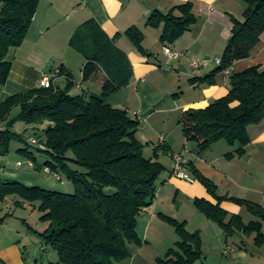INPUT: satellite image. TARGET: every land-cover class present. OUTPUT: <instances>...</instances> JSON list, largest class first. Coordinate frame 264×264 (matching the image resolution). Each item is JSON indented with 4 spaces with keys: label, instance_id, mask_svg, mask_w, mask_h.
<instances>
[{
    "label": "trees",
    "instance_id": "1",
    "mask_svg": "<svg viewBox=\"0 0 264 264\" xmlns=\"http://www.w3.org/2000/svg\"><path fill=\"white\" fill-rule=\"evenodd\" d=\"M41 0H0V83L9 78L12 62L6 59L12 46L22 44L27 36ZM242 19L233 17L232 35L219 66L200 83L213 84L215 77L230 69L238 60L251 56L264 33V0H245ZM194 3L172 7L167 12L155 10L146 21L147 26L163 27L160 40L174 43L196 23ZM145 55L144 33L132 26L124 33ZM72 47L85 55L84 78L88 79L98 67L107 78L101 94L71 93L75 87L73 76L62 67L68 84L34 87L14 94L0 102V156L7 155L11 141H24L23 132L15 131L18 122L34 128L44 125L38 140L52 161L45 163L52 171L62 170L75 184L74 193L28 185L19 180L0 178V202L9 195L24 201L39 202L44 212L42 220L48 228L42 233L57 250L58 260L49 264H115L131 256L129 244H141L138 219L142 211L156 198L159 179L166 166L158 159V148L150 158L145 156L147 143L139 137V119L127 109L114 107L109 96L129 85L133 66L126 52L116 45V38L108 36L100 25L90 19L81 24L71 38ZM230 90L205 108H190L180 119L187 140L199 143L205 150L218 141L236 146L231 158L244 155L251 142L249 127L264 121V65L257 64L230 75ZM15 107L17 116L10 118ZM29 147L19 152L32 158ZM165 151V150H164ZM72 155L69 156L68 153ZM74 165L86 168L81 171ZM197 178L216 197L218 203L195 198L197 208L218 223L229 236L235 233L256 234L258 245L264 243V207L241 198L219 196L216 185L196 171ZM61 177V176H60ZM111 189V190H108ZM231 200L245 205L259 220L245 223L240 215H229L221 201ZM24 201H19L23 205ZM162 218L176 227L179 240L170 248L161 264H206L199 231L189 232L186 221L169 215Z\"/></svg>",
    "mask_w": 264,
    "mask_h": 264
},
{
    "label": "crops",
    "instance_id": "2",
    "mask_svg": "<svg viewBox=\"0 0 264 264\" xmlns=\"http://www.w3.org/2000/svg\"><path fill=\"white\" fill-rule=\"evenodd\" d=\"M187 1L194 3L196 23L176 42L164 44L160 40L163 27L147 26L148 17L155 10L167 12ZM243 2L41 0L26 38L21 45L10 47L7 53L6 59L12 62V69L7 82L0 83V102L40 86L46 76L55 85L65 87L68 84L67 78L56 72L63 67L66 73L73 76L76 84L74 88L89 95L101 94L107 78L106 71L98 67L91 77L85 79L87 59L71 46L70 41L77 28L90 19H94L108 36L116 38V45L126 52L134 73L129 85L112 93L108 102L115 107L127 109L133 117L139 119L140 139L147 143L146 148L151 143L154 153L160 147L158 159L166 166L159 179L156 198L142 211L138 224L140 220H148L144 233L146 237L161 214L184 217L186 229L201 234L206 264H264V243H256L255 233H235L229 236L194 203L195 198L218 203L216 197L197 178V171L216 185L219 196L241 198L264 207V121L249 127L251 142L246 146L244 155L236 154L231 158L227 157V153L234 152L237 145L232 146L221 140L201 150L197 141L186 139L180 124L186 110L205 108L228 94L232 73L253 65H264L263 33L251 56L236 61L230 69L219 73L213 84L197 81L219 66L216 59L222 57L232 35L233 17H243L246 8ZM132 26L143 31V46L151 55L140 53L124 34ZM166 46L178 56L166 53ZM196 59L202 61L199 66L192 65ZM5 126L6 122L0 124V128ZM163 154L169 156L168 166L161 159ZM175 154L181 156L191 180L173 174ZM33 162L30 161L31 166L41 168ZM47 171L52 170L48 167ZM220 205L230 216H242L245 223L260 219L247 206L234 201L226 199ZM247 212L255 219L250 218L247 222L246 217H250ZM21 241L15 236H0V264H33L36 257L29 258V251L25 250ZM50 259L47 264L57 261L58 254L56 259Z\"/></svg>",
    "mask_w": 264,
    "mask_h": 264
},
{
    "label": "rangeland",
    "instance_id": "3",
    "mask_svg": "<svg viewBox=\"0 0 264 264\" xmlns=\"http://www.w3.org/2000/svg\"><path fill=\"white\" fill-rule=\"evenodd\" d=\"M243 3L246 4L245 0ZM71 93L77 95L82 92L73 88ZM19 112L20 108L15 107L10 114V118L17 116ZM44 128V125L32 128L26 126L23 122L16 124L15 131L23 132L24 141L13 139L10 152L7 155L0 156V178L4 181L19 180L28 185H39L50 190L74 193L76 187L73 181L61 169L57 171L61 179L55 175L54 171H47L48 166L45 163L52 161L53 157L45 151L38 150L39 145L33 144L31 141L32 138L39 140L43 136ZM25 147H29V151L34 153L32 155L34 158L19 152L20 148ZM68 155L71 156L72 153L69 152ZM153 155L154 148L150 143L145 149V156L150 158ZM161 159L167 166L170 164L167 154H163ZM30 161L39 164L41 168L31 166ZM73 167L86 171V168L81 166L73 164ZM19 201L24 200L18 195H9L4 201L0 202V236L7 235L19 238L22 240L25 250L29 251V258L36 257L33 264L36 262L37 264H47L51 260L50 257L53 260L57 258L58 252L42 235L49 225L48 222L42 220L44 212L39 209V202L24 201L23 205H19ZM247 215L250 216L246 217L247 222L250 218L255 219L250 212H247ZM171 216L176 217L175 215ZM160 219L154 221L152 229L149 230V234L146 236L147 238L144 237V233L148 220H140L137 231L142 243L129 244L131 256L115 264H161L159 258H163L170 248L176 247L175 244L179 240V236L175 226L164 220L162 216ZM177 220L185 221L184 217L177 218Z\"/></svg>",
    "mask_w": 264,
    "mask_h": 264
},
{
    "label": "built area",
    "instance_id": "4",
    "mask_svg": "<svg viewBox=\"0 0 264 264\" xmlns=\"http://www.w3.org/2000/svg\"><path fill=\"white\" fill-rule=\"evenodd\" d=\"M165 52L168 53L170 56H178V54L176 52H174L169 46L165 47ZM216 61H217V63H220L221 59L217 58ZM201 62H202L201 60L196 59L192 62V65L193 66H199L201 64ZM56 72L60 73V70L58 69ZM53 84L54 83L49 76L44 77L40 82V86H42V87H50ZM31 141L33 144H38L41 147H44V145L40 144L36 138H32ZM162 142H163V139H162ZM158 148H160V147H158ZM174 159H175V163H174V168H173V172H174L173 174L179 178L191 180L190 173L183 166L181 156L179 154H175ZM56 176L59 179H61L59 174L56 173Z\"/></svg>",
    "mask_w": 264,
    "mask_h": 264
}]
</instances>
